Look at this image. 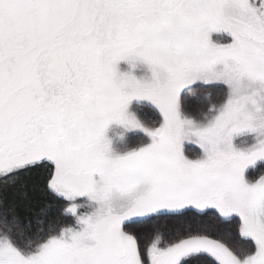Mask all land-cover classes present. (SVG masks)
I'll list each match as a JSON object with an SVG mask.
<instances>
[{
	"label": "snow or ice",
	"instance_id": "obj_1",
	"mask_svg": "<svg viewBox=\"0 0 264 264\" xmlns=\"http://www.w3.org/2000/svg\"><path fill=\"white\" fill-rule=\"evenodd\" d=\"M258 162L264 0H0V264H264Z\"/></svg>",
	"mask_w": 264,
	"mask_h": 264
},
{
	"label": "trees",
	"instance_id": "obj_2",
	"mask_svg": "<svg viewBox=\"0 0 264 264\" xmlns=\"http://www.w3.org/2000/svg\"><path fill=\"white\" fill-rule=\"evenodd\" d=\"M215 92L213 93L212 101H210L206 95L204 90L199 89L196 92L189 96L187 103L189 105L190 110L195 114L199 111L206 110L210 103L215 100ZM137 112L141 119L146 123L152 124L155 122L156 114L152 108V106L141 105L137 108ZM129 144L134 145L138 142L139 136L132 135L129 139ZM259 166L264 167V162L259 163ZM258 174V173H257ZM31 183V181H29ZM29 194L32 195L31 189L29 190ZM45 206V198L42 196H32V199L27 201V207H21L19 210V215L22 219H29L31 218L33 221V231L35 230V216L38 214L39 210ZM59 214V205L53 204V206L49 209V215H58ZM65 223H71L70 219H66ZM179 228L181 225L177 223L175 225ZM155 228H160L161 230L166 229V224L164 221H159L154 224Z\"/></svg>",
	"mask_w": 264,
	"mask_h": 264
},
{
	"label": "rangeland",
	"instance_id": "obj_3",
	"mask_svg": "<svg viewBox=\"0 0 264 264\" xmlns=\"http://www.w3.org/2000/svg\"><path fill=\"white\" fill-rule=\"evenodd\" d=\"M214 35V37H215V34H213ZM118 67H119V70L120 71H122V72H126V71H129L130 69H131V66H130V64L127 62V61H121V62H119V65H118ZM132 71H133V73L138 77V78H140V77H144V78H149L150 77V72H149V70L147 69V66L146 65H142V64H140L139 62H137V67L135 68V69H131ZM135 103V102H134ZM142 103H144V104H142V105H147V106H151V105H149V104H147L148 102L147 101H144V102H142ZM139 106H141V105H139ZM139 106H137V108L139 107ZM137 108H136V111H137ZM132 135H134V134H129V136H128V144H129V139H130V137H132ZM130 145V144H129ZM197 146H193V150H195V148H196ZM259 163H261V162H258V164Z\"/></svg>",
	"mask_w": 264,
	"mask_h": 264
}]
</instances>
